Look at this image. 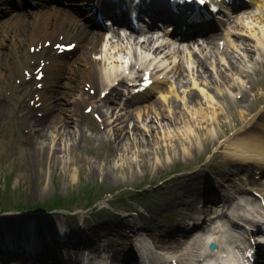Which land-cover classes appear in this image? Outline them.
I'll return each instance as SVG.
<instances>
[{"label":"bare ground","instance_id":"6f19581e","mask_svg":"<svg viewBox=\"0 0 264 264\" xmlns=\"http://www.w3.org/2000/svg\"><path fill=\"white\" fill-rule=\"evenodd\" d=\"M229 14L231 17L225 20L233 18V12ZM247 20L250 21V25H243L241 32L247 34L251 32L250 37L234 34L238 43L236 48H228L230 44L228 42L224 49H220L217 44L218 39L212 37L205 39L198 54L195 50H187V47L171 48L164 42L156 44L151 38L141 40L132 35H121L119 31L105 40L101 34L91 32L92 26L79 14L74 15L61 8L50 7L40 13L32 12L24 16H13L0 30V119L4 116L7 98L11 95L18 99L19 107L16 110L22 114L19 123L23 126H32L40 122L34 116L35 111L42 112V116L47 115L48 102L54 98L51 93L52 87L62 79L65 89L69 90L71 83L74 82L75 87L69 94V98L72 97L74 100L67 102L71 107L67 108L66 112L77 120L71 125L66 118L53 129L56 138L53 137L49 143L50 147L45 148V150L50 149L48 159L52 161L59 158L56 157L59 148L66 147L64 155L69 156L78 142L85 139L81 110L84 106L89 107L95 104L93 102L97 98L91 96L92 91L96 94L100 88L105 87L102 91L109 90L107 99L113 101L117 99L114 93L116 88L113 85L119 81L121 70L125 68V73L131 71L137 72V75L141 73L144 75L145 71L160 69L157 71L156 78L165 72L173 75L174 81L169 90L146 105L138 103L143 99L139 97L129 99L130 104L114 106L105 105L106 101L99 100V104H102L106 111L104 112L98 106L97 111L103 126L100 129L94 126L93 132L104 134L103 138L106 142L113 143L115 148H120L125 143L127 145L125 152L128 153L131 148H134L133 141H141L142 137L147 138L148 135L151 138L155 134L161 136L162 132L165 133L162 134L161 139L158 140V137H155L156 146L159 148L158 144L162 141L166 143V146L169 144V147L174 149L184 144L186 140L179 133L172 137L166 133L167 129H174L180 126L181 122L190 123L188 125L192 126L200 125L189 131L187 137L190 144L186 153H199L202 149L215 151L216 170L213 169V171L216 172L218 179L224 180L229 186L218 189L212 181H204L202 186H196L194 179L191 176L188 177L186 180L193 184L182 187L184 194L175 202L176 205L173 202L165 205L168 211L181 206L185 209L187 203L193 199L192 197H196L194 202L196 201L197 205L189 208L190 214L181 220L184 222H179L174 227L171 225L167 231L163 229H156L155 232L149 229L146 231L149 237L165 236L160 240L167 238L169 245L165 250L169 251H173L176 244H181V242H172L175 236H180L182 239L189 238L190 242L185 247L186 250L177 258L173 257L177 264L203 263L201 254L206 249V241L211 239L209 243L216 240L220 245L219 251L214 253L218 254L217 257L235 256L241 259L243 264H252L251 258H255L258 264L259 259H264V254L260 246L251 244L250 239L254 236L252 234L255 233L257 225H261V222L255 220L264 222V210L260 207L261 202L255 198L251 205L256 203L257 212L251 214L250 211L247 217L242 211L245 205H249L247 202L255 192H260L264 201V183L259 182V176L262 174L264 176V92H257L259 87L264 89L261 82L264 78L259 77L264 73V26H262L264 13L255 10L248 13ZM252 25L254 28H251ZM67 41L78 43L82 50L80 59L69 65L52 47ZM48 42L52 45L46 49ZM31 48H35L34 53L31 52ZM186 53H188V60L185 58ZM174 58L178 61H174ZM41 65L45 77L41 82H37L33 74ZM211 67L212 70H209ZM254 70L256 79L253 75ZM40 83L42 87L37 89L36 86ZM124 83L122 80L119 85ZM23 85L28 86L29 90L18 92ZM158 85L159 83L153 86V92ZM74 93H78V99L75 98ZM180 93L186 96L187 106L194 112L197 120H187L184 114L178 117L166 114L168 110L179 108L177 100ZM251 98L252 103H250ZM24 103L29 106L23 107ZM163 111L166 113L163 114ZM184 112L186 113L185 109ZM153 113L155 116L152 119L150 116ZM154 119H157V122ZM165 122L170 124L167 129L161 127V130H158L155 126V124L164 126ZM71 126H74V129L71 130ZM143 126L148 129L146 133ZM213 127H219L221 134L219 135L216 130H210ZM229 129L230 132H228ZM108 130L112 132V139ZM40 139L45 143L49 142L50 138L44 134ZM37 141L36 139V143ZM119 142L121 143L117 144ZM142 143L137 145L141 146ZM3 150L4 146L0 143V154ZM105 160L108 164L113 161L109 157ZM160 169H165L164 165L157 164L153 171L158 172ZM235 172L237 175L241 172L246 174L247 180L233 179ZM193 193H196L195 196H192ZM186 200L188 202L185 203ZM1 201L2 198H0ZM198 205L201 206L197 207ZM219 206L222 210L216 211L220 208ZM234 206L238 221H235L236 223L227 220L224 212ZM29 223L30 230L25 224L18 227L11 224L0 226V264H82L79 253L91 252L88 239L76 234L69 226L44 217ZM49 223H52L51 230H55V236L48 231ZM244 223L247 229L242 230ZM126 227L135 238H139L140 232L145 229V227L134 225H126ZM75 229L78 230V227ZM240 229L239 237L250 234L248 244L241 239L242 237L234 236V233ZM258 230L261 231V228ZM105 238L107 239L106 236ZM82 243L85 245L82 246ZM149 244L150 247L146 243L138 242L137 247L139 251L151 256L148 261L140 256L135 257V252L123 254L122 248L116 249L109 258L120 264H171L168 260L170 256L167 258L159 254L164 246L157 247L151 242ZM82 247L84 250L80 251ZM247 249L246 255L241 256L240 251ZM252 252L255 254L249 258ZM212 258L216 260V255ZM87 262L93 264V258ZM105 264H109L108 259Z\"/></svg>","mask_w":264,"mask_h":264},{"label":"rangeland","instance_id":"374dc122","mask_svg":"<svg viewBox=\"0 0 264 264\" xmlns=\"http://www.w3.org/2000/svg\"><path fill=\"white\" fill-rule=\"evenodd\" d=\"M260 10L264 13L262 6ZM243 25H250L247 16L237 21L232 32L246 38L250 37L251 32L249 34L241 32ZM251 28H254V26L252 25ZM237 44V42L231 43L230 47L234 49ZM209 70H212V67ZM253 75L256 79L255 70ZM259 77L264 78V73L260 74ZM261 82L262 87H264V80H261ZM61 83V88H57V90H62L59 93H52L54 98L48 102L49 111L47 115L42 116V112L35 111L34 116L40 122L32 126H23L19 123L22 114L19 110H16L19 107L17 97L10 95L7 98V107L4 116L0 119V143L4 146V150L0 154V198H2L3 204L11 201L12 204L23 202L26 205L33 206L54 199V197H57V200H66L70 197L75 199V204L69 207V211L66 212L49 211L45 214L12 212L0 214V226L11 224L18 227L25 224L26 228L30 230L31 224L29 222H32V220H38L41 217L50 221L56 220L60 224L69 226L76 234H80L90 242L87 243L90 244L91 252L85 254L80 252L79 260L92 257L94 264H105L107 257L112 256L116 249L123 247V254L125 252L130 253L126 251V248L129 249L130 246L136 245V241L146 243L149 247V242L157 247L164 246V249L168 246L167 238L166 240H160L165 236L161 235L159 238L158 236L149 237L146 230L149 229L155 232L156 229H163L167 231V228H170L171 225L174 227L177 223L184 222L181 220L190 214L189 208L197 205V202H194L196 197H192L193 199L189 202L185 201V203L188 202L185 209L181 206V208H173L168 211L169 209H166L165 205L171 202L176 205L175 202L184 194L182 187L193 184V182L186 180L188 177L191 176L194 179L196 186H202L205 183L204 181L214 182L218 189L229 186L224 180L218 179L216 172L213 171V169L216 170L214 166L216 162L215 151L202 149L199 153H186L190 144L187 135L191 129H195L200 125L192 126L188 125L190 123L181 122L180 126L167 129L170 126L168 122L163 123L164 126L155 124L158 130H161V127L167 129L166 133L172 137L177 133L183 135L186 142L173 149L169 147V144L166 146V143L161 141L158 148L155 144L157 142L155 137H158V140L161 139L160 137L165 133L162 132L161 136L155 134L151 138L148 135L147 138L142 137L141 141H133L134 148L126 153L127 145L125 143L120 148H115L113 143L106 142L101 133L93 132L94 126L100 129L101 125L93 119L92 115L88 116L86 114L87 107H83L81 110V116L88 117L83 122L85 139L78 142L69 156L64 155L66 147L62 146L56 156L59 158L50 161L48 159V150L50 149L45 150V148L50 147L49 143L56 136L53 129L66 118L71 125L75 124L77 120L76 117H72L69 112H66L67 108L71 107L68 106L67 102H73L74 100L72 97L69 98V94L72 92L71 89H74L75 83H71V89L69 90L65 89L62 81ZM27 90H29V87L23 85L18 92ZM102 90L103 88H100L94 96L97 97V100L93 102L95 103L93 114H99L97 111L99 107L104 112L106 111V108H103L102 104L98 102L100 100L98 99L99 92ZM257 92H264V89L259 87ZM74 95L76 99L79 98L78 93H74ZM185 98L186 96L180 93L177 100L179 108L168 110L167 113L163 111L162 113L172 115V117L184 114L187 116V120H197L194 112L188 108ZM101 100L105 101L107 99ZM250 103H252V98ZM104 104L112 105L110 102ZM26 105L28 104L24 103L23 107ZM64 108L65 110H63ZM209 115H212L211 112H209ZM154 116L153 113L150 118L153 119ZM154 120L157 122V119ZM70 128L72 130L74 126ZM142 128L145 133L148 131L144 126ZM216 128L213 127L210 130H216L220 135L219 127ZM164 129L162 131H165ZM108 132L112 133L110 130ZM228 132H230V129ZM44 134H47L50 138L49 142L44 143L40 139ZM129 137L132 138V136ZM36 139L38 140L37 143ZM141 142H143V145L138 146L137 144ZM40 143L41 146L38 145ZM149 145L151 146L149 147ZM51 151L53 150L51 149ZM158 152L163 154L161 153V155ZM41 153L42 155H40ZM108 157L113 159L111 164H108L105 160ZM157 164L164 165L165 169H160L158 172L153 171ZM202 177L203 179H200ZM233 177V179H239L240 181L248 178L242 172L238 175L235 172ZM259 182L264 183L263 174L259 176ZM236 183L240 185L238 181ZM195 194L193 193L192 196H195ZM88 204L89 206L95 205L89 208ZM206 205L210 206L207 203ZM199 206L201 205L197 207ZM49 225V233L55 236V230H51L52 223H49ZM126 225L145 227V229H142L139 238H132ZM75 227H78V230ZM186 240L180 236H175V243L181 242V245H183ZM84 245L82 243V246ZM182 248L184 247L182 246ZM87 254L90 256L88 257ZM110 261L116 262L114 259H110Z\"/></svg>","mask_w":264,"mask_h":264},{"label":"trees","instance_id":"16d2710c","mask_svg":"<svg viewBox=\"0 0 264 264\" xmlns=\"http://www.w3.org/2000/svg\"><path fill=\"white\" fill-rule=\"evenodd\" d=\"M57 200V199H56ZM51 200L49 201L45 206H38V208L36 209H33V210H42V209H53V208H57L59 207L60 205H64V206H68V205H71L73 204V202L75 201L74 198L72 199H68L67 201L64 202L63 204V201L62 200ZM63 207V206H61ZM1 204H0V209H1ZM6 208V207H5Z\"/></svg>","mask_w":264,"mask_h":264},{"label":"snow or ice","instance_id":"6c2138e0","mask_svg":"<svg viewBox=\"0 0 264 264\" xmlns=\"http://www.w3.org/2000/svg\"><path fill=\"white\" fill-rule=\"evenodd\" d=\"M198 2H199L200 4H204V3H205V0H198Z\"/></svg>","mask_w":264,"mask_h":264}]
</instances>
